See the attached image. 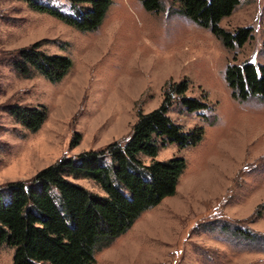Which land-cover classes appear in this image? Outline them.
I'll use <instances>...</instances> for the list:
<instances>
[{
	"label": "rangeland",
	"instance_id": "1",
	"mask_svg": "<svg viewBox=\"0 0 264 264\" xmlns=\"http://www.w3.org/2000/svg\"><path fill=\"white\" fill-rule=\"evenodd\" d=\"M40 1L75 13L70 0ZM112 1L104 23L83 32L24 0H0V187L32 179L65 156L124 143L138 113L169 96L170 119L185 131L202 127V138L141 156L146 164L183 157L176 193L97 251L93 264H264V101L235 99L224 76L229 64H264V0H240L219 22L226 31L250 30L233 49L171 0L155 13L139 0ZM36 42L73 60L61 81L12 69L11 56ZM179 83L207 108L187 112L171 90ZM17 104L48 109L39 130L17 123L7 110ZM70 179L105 194L93 179ZM0 264H15L13 248L0 249Z\"/></svg>",
	"mask_w": 264,
	"mask_h": 264
},
{
	"label": "trees",
	"instance_id": "2",
	"mask_svg": "<svg viewBox=\"0 0 264 264\" xmlns=\"http://www.w3.org/2000/svg\"><path fill=\"white\" fill-rule=\"evenodd\" d=\"M30 7L51 13L83 32L98 29L112 0H70L74 15L40 0H24ZM147 11L162 10V0H139ZM175 11L200 27L210 30L227 49L245 44L248 28L226 31L220 21L230 15L240 0H171ZM36 42L11 56L12 69L25 78L36 73L51 82L61 81L73 65L71 57L52 54ZM231 95L238 100L249 96L264 101V64L250 61L229 64L224 72ZM172 92L180 95L187 112L207 108L205 102L183 95L184 83ZM172 100L167 96L149 112L138 113L133 131L124 143L114 141L106 148L63 157L40 170L29 180L9 182L0 187V249L14 250L15 264H93L97 251L126 234L137 218L160 201L176 193L185 169L183 157L151 160L159 144L193 146L201 140L202 127L185 131L167 114ZM9 113L25 128L36 132L48 117L43 106H9ZM74 179H93L104 195L90 191ZM248 238H253L246 234Z\"/></svg>",
	"mask_w": 264,
	"mask_h": 264
}]
</instances>
